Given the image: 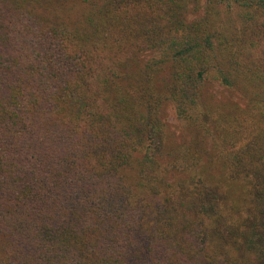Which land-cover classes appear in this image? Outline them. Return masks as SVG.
<instances>
[{
	"label": "trees",
	"instance_id": "obj_1",
	"mask_svg": "<svg viewBox=\"0 0 264 264\" xmlns=\"http://www.w3.org/2000/svg\"><path fill=\"white\" fill-rule=\"evenodd\" d=\"M0 264H264V0H0Z\"/></svg>",
	"mask_w": 264,
	"mask_h": 264
},
{
	"label": "rangeland",
	"instance_id": "obj_2",
	"mask_svg": "<svg viewBox=\"0 0 264 264\" xmlns=\"http://www.w3.org/2000/svg\"><path fill=\"white\" fill-rule=\"evenodd\" d=\"M148 57H145L144 60H147ZM210 93H213L218 100L220 101H226L227 99L231 98V95L229 92L224 91L222 87L219 85L214 84L213 86L208 87ZM233 100H236L235 97L232 98ZM242 106H244L242 104ZM166 122L169 124V127H171V131L177 135V142L181 141V133L179 130V124L178 121L174 115V111L170 108L168 110V115ZM216 168H211V173L214 176V179L218 182L219 186L222 187L223 192L226 194V207L229 209H233L235 207V210L237 207L241 206V204L245 201V191L246 194L250 192L248 187V181H237L236 184L227 183L225 180L224 172H221V168L219 166V159L216 157ZM248 201V200H247ZM153 206L152 200L147 202ZM154 208V206H153ZM234 210V209H233Z\"/></svg>",
	"mask_w": 264,
	"mask_h": 264
}]
</instances>
